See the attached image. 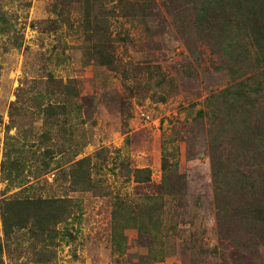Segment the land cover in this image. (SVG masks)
I'll use <instances>...</instances> for the list:
<instances>
[{
	"label": "rangeland",
	"instance_id": "1",
	"mask_svg": "<svg viewBox=\"0 0 264 264\" xmlns=\"http://www.w3.org/2000/svg\"><path fill=\"white\" fill-rule=\"evenodd\" d=\"M165 1L155 0L159 15L150 20L152 37L144 32V26L121 21L134 44L116 46L121 70L123 65L141 64L143 80L148 69L176 80L159 91L154 84L149 87L134 80L127 82L117 71L84 66L81 50H77L82 39L75 32L81 20L77 0H0V199L3 194L9 196L20 190L16 185L19 181L13 178L15 170L9 167L20 153L27 159L24 176L31 184L41 186L31 191L44 198L66 195L69 183H55L56 177L62 180L64 169L53 172L56 177L49 174L39 180L29 174L31 153L42 155L47 146L52 147L58 140L53 137L50 143L41 142L43 132L52 128L44 126L37 108L29 102L44 89L48 70L56 80L73 79L80 92L77 101L82 108L73 113L68 123L80 127L77 137L85 132L92 135L93 142L77 160L94 156L95 179L102 178L115 197L126 201L135 197L140 202L146 196H163L164 229L168 231H162L161 238L166 242L168 254L164 262L152 264H194V253L215 246L220 251L218 259L203 255L200 260L197 256L198 261L219 264L243 260L250 264L249 258L234 259L235 249L216 236L217 219L212 205L214 186L209 157L212 126L205 99L211 93L219 94L231 83V78L218 67L209 48L178 29L175 19L163 8ZM163 93L167 94V101L157 102ZM16 100V105L21 107L24 103L25 109L21 114L15 113L18 114L14 117L15 124L7 132ZM122 109L132 115L129 121ZM200 111L206 112L205 117L199 116ZM101 151L102 156L97 157ZM61 159L58 156L52 165L56 166ZM60 162L64 168V159ZM166 162L169 166L164 172ZM126 167L134 171L150 169L151 182L137 183L133 173L127 176ZM170 177L181 184L185 181L182 191L187 197L181 205L173 197L175 194L163 192ZM67 194L79 207L75 216L56 226L60 235L56 240L59 245L52 251L55 262L46 258L45 251L40 259L46 262L38 264H143L141 258L147 255L151 244L136 229L125 232L127 252L112 253L111 196L99 197L89 192ZM30 243L24 234L18 235L10 247L11 254L4 256L5 264H32L30 261L39 254L26 251ZM257 261L264 264V250Z\"/></svg>",
	"mask_w": 264,
	"mask_h": 264
},
{
	"label": "trees",
	"instance_id": "2",
	"mask_svg": "<svg viewBox=\"0 0 264 264\" xmlns=\"http://www.w3.org/2000/svg\"><path fill=\"white\" fill-rule=\"evenodd\" d=\"M77 2L81 20L75 32L82 39L77 50H81L84 66L117 71L127 82L134 80L149 87L154 84L159 91L166 83H176L175 79H168L156 69H148L143 80L141 64L134 67L123 65L121 70L116 54L118 44L123 43L124 47L134 44L129 32L123 29L124 22L140 24L144 26V32L153 36V21L150 25V20L159 15L155 0ZM163 8L175 19L179 30L193 35L197 42L210 49L218 67L231 78V83L219 94L211 93L205 99L212 126L209 157L214 186L212 205L217 219L215 233L235 249L234 259L249 258L250 264H260L257 260L264 250V0H166ZM117 25L118 29L115 30ZM46 74L44 89L29 102H33L37 108L44 126L52 128L43 132L41 142L50 143L53 137L58 140L51 144L52 147L47 146L42 155L31 153L33 159H30L29 174L39 180L49 174L56 177L53 172L64 169L62 180L56 177L55 183L60 185L67 182L69 185L64 196L44 198L36 195L35 189L41 186L37 187L35 182L31 184L24 176L27 159L20 153L14 161H10L9 167L15 170L13 178L19 181L16 185L20 186V190L9 196L3 194L0 199V264H5V254H11L10 247L22 234L31 242L26 251L39 254L30 263L46 262L40 259V254L45 251L46 258L55 262L52 251L58 247L56 240L60 235L56 226L65 224L75 216L79 204L67 193L78 192H89L99 197L111 196L113 199L112 253L124 255L128 249L125 232L136 229L151 244L147 255L141 258L142 263L164 262L168 253L161 234L168 229H164L166 204L163 196H146L140 202L131 197L126 201L115 197L102 178L95 179L94 156L77 160L83 149L93 142L92 135L82 132L77 137L80 127L68 123L73 113L77 114L82 108L77 101L80 92L73 79L62 82L56 80L51 71L46 70ZM166 96L165 93L161 94L157 102L165 103ZM17 102L12 104L11 124L7 132L15 124L14 117L25 109L23 102L21 107L16 105ZM121 111L129 121L132 115L125 109ZM205 114V111H200L199 116L205 117ZM96 155L101 157L102 151ZM58 156L62 159L53 166L52 162ZM63 159L64 168L60 162ZM120 163L124 164L123 161ZM168 166V162L163 164L164 172L168 171ZM3 172L6 174L5 164ZM125 172L128 177L133 173L137 183H148L152 179L148 168L134 171L126 167ZM184 186L185 181L181 184L180 180L174 182L170 177V181L165 182L163 192L175 194L173 197L178 198L181 205L187 197L182 191ZM192 248L197 249L195 246ZM194 255L193 263L202 264V260L198 261L199 256L218 259L220 251L215 246L211 250L199 249ZM219 264L247 263L238 260Z\"/></svg>",
	"mask_w": 264,
	"mask_h": 264
}]
</instances>
